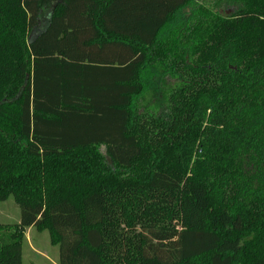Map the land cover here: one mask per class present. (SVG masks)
I'll list each match as a JSON object with an SVG mask.
<instances>
[{"label":"trees","instance_id":"trees-1","mask_svg":"<svg viewBox=\"0 0 264 264\" xmlns=\"http://www.w3.org/2000/svg\"><path fill=\"white\" fill-rule=\"evenodd\" d=\"M199 1L0 0V264L30 227L57 264H264V0Z\"/></svg>","mask_w":264,"mask_h":264},{"label":"rangeland","instance_id":"rangeland-1","mask_svg":"<svg viewBox=\"0 0 264 264\" xmlns=\"http://www.w3.org/2000/svg\"><path fill=\"white\" fill-rule=\"evenodd\" d=\"M201 1L202 0L199 2ZM218 1L219 2L213 4L215 8H218L222 0ZM203 2H210V0H204ZM219 12L221 15L228 16L234 11H227L224 7L221 8ZM40 27L38 29H40ZM141 106H143L142 103ZM139 111L144 112L143 109L140 108V105ZM19 220L20 209L12 198L0 202V237L6 238L14 233L16 230L15 226L19 223ZM58 257V246H54L50 243V237L46 230L38 231L35 227L25 229L24 241L22 243L23 264H57Z\"/></svg>","mask_w":264,"mask_h":264},{"label":"crops","instance_id":"crops-1","mask_svg":"<svg viewBox=\"0 0 264 264\" xmlns=\"http://www.w3.org/2000/svg\"><path fill=\"white\" fill-rule=\"evenodd\" d=\"M53 264H55V263H53Z\"/></svg>","mask_w":264,"mask_h":264}]
</instances>
